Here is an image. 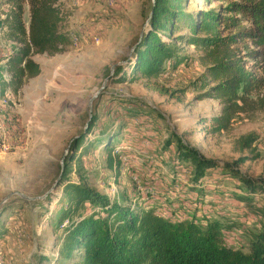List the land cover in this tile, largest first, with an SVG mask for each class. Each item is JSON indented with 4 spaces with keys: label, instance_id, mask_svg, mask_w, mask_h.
I'll use <instances>...</instances> for the list:
<instances>
[{
    "label": "rangeland",
    "instance_id": "obj_1",
    "mask_svg": "<svg viewBox=\"0 0 264 264\" xmlns=\"http://www.w3.org/2000/svg\"><path fill=\"white\" fill-rule=\"evenodd\" d=\"M150 4L56 0L68 45L60 54L33 55L39 74L17 93L0 95V264H75L61 255L67 220L58 225L67 181L172 220H219L227 226L224 244L242 253L264 230V192L249 194L222 168L235 164L240 175L264 178V111L234 116L225 130L214 132L210 119L219 114V102L198 97L202 50L185 44L177 46L184 59L175 69L166 65L167 71L149 79L167 94L149 90L142 78L117 80L120 68L128 74L126 59L144 31ZM182 6L185 12L216 10L224 2L183 0ZM5 10L0 0V14ZM23 18L27 23L26 12ZM180 34L185 28L171 37ZM9 46L0 32L1 70ZM106 134H118L111 143L112 156L123 164L116 178L105 165ZM174 136L218 167L193 183L194 167L176 159L175 143L166 145ZM74 137L81 140L68 161ZM60 166L67 181L57 187ZM45 194L51 196L47 208L41 205ZM83 212H90L87 203L76 214Z\"/></svg>",
    "mask_w": 264,
    "mask_h": 264
},
{
    "label": "trees",
    "instance_id": "obj_2",
    "mask_svg": "<svg viewBox=\"0 0 264 264\" xmlns=\"http://www.w3.org/2000/svg\"><path fill=\"white\" fill-rule=\"evenodd\" d=\"M215 1L224 2V6L185 12L183 0H152L144 31L126 59L128 74L120 68L117 78L128 83L142 78L149 90L167 94L149 79L167 71L166 65L175 69L181 63L184 57L179 56L178 45L201 49L199 90L203 92L198 97L219 102V114L210 119L214 132L225 130L234 116L264 111V0ZM3 4L6 10L0 14V32L10 46L0 69V95L6 90L17 93L27 80L39 74L33 55L60 54L69 41L61 29L56 0H3ZM178 27L185 28L186 34L171 37ZM94 119L92 116L87 130ZM117 135L106 134L102 139L105 165L115 178L123 167L111 154V143ZM249 137L244 138L247 143ZM80 140L72 139L68 161L73 160ZM170 142L176 145V159L194 167L190 176L193 183L218 167L176 136L166 145ZM63 166L65 169L67 162ZM235 166L223 164L222 168L237 177L249 194L264 192V178L240 175ZM65 173L60 166L57 187L67 181ZM67 182L63 186L66 204L60 210L58 225L67 220L61 255L75 264H264V230L253 236L248 252L242 253L224 244L227 226L219 220H172L124 201H110L83 183ZM50 201L48 194L41 205L47 208ZM84 203L90 212L76 214Z\"/></svg>",
    "mask_w": 264,
    "mask_h": 264
},
{
    "label": "water",
    "instance_id": "obj_3",
    "mask_svg": "<svg viewBox=\"0 0 264 264\" xmlns=\"http://www.w3.org/2000/svg\"><path fill=\"white\" fill-rule=\"evenodd\" d=\"M151 1H152V0H151ZM149 16H150V12H149L148 18H149ZM140 34H141V32H140ZM140 34H139V35H140ZM57 180H58V178H57L56 181L54 182V185L56 184ZM54 185H53V186H54ZM17 195H18L20 198H22L23 200L28 201V202H30V201L36 199V198H28V197L23 196V195H21V194H17ZM45 195H46V194H45ZM5 198L7 199L8 196H6Z\"/></svg>",
    "mask_w": 264,
    "mask_h": 264
}]
</instances>
